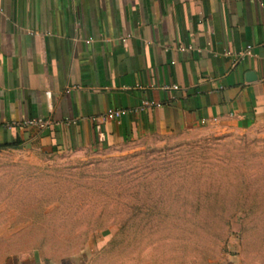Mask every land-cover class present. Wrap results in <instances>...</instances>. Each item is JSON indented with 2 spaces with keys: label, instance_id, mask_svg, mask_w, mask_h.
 I'll return each instance as SVG.
<instances>
[{
  "label": "crops",
  "instance_id": "0c3cea01",
  "mask_svg": "<svg viewBox=\"0 0 264 264\" xmlns=\"http://www.w3.org/2000/svg\"><path fill=\"white\" fill-rule=\"evenodd\" d=\"M109 108L122 114L93 120ZM34 118L45 127L19 126ZM261 122L264 0H0V153H72ZM0 264L77 263L0 243ZM222 264L261 263L237 249Z\"/></svg>",
  "mask_w": 264,
  "mask_h": 264
},
{
  "label": "rangeland",
  "instance_id": "374dc122",
  "mask_svg": "<svg viewBox=\"0 0 264 264\" xmlns=\"http://www.w3.org/2000/svg\"><path fill=\"white\" fill-rule=\"evenodd\" d=\"M2 246L77 264H264V122L114 147L0 153ZM8 222V223H7ZM15 232V233H14Z\"/></svg>",
  "mask_w": 264,
  "mask_h": 264
},
{
  "label": "built area",
  "instance_id": "2783aa9c",
  "mask_svg": "<svg viewBox=\"0 0 264 264\" xmlns=\"http://www.w3.org/2000/svg\"><path fill=\"white\" fill-rule=\"evenodd\" d=\"M245 54H249V49H246V51L244 52ZM122 114L121 110H116V109H107L105 111V113L99 117H95L93 118V120H104V119H117L120 115ZM47 121L43 120V119H27L21 123H19V126L24 127V128H28V127H36L38 129H41L43 127H45Z\"/></svg>",
  "mask_w": 264,
  "mask_h": 264
}]
</instances>
